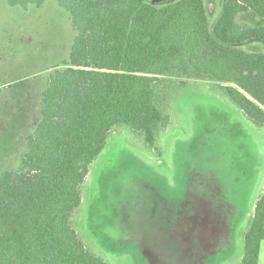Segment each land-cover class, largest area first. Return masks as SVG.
Masks as SVG:
<instances>
[{"label": "trees", "instance_id": "16d2710c", "mask_svg": "<svg viewBox=\"0 0 264 264\" xmlns=\"http://www.w3.org/2000/svg\"><path fill=\"white\" fill-rule=\"evenodd\" d=\"M55 1L76 36L66 68L48 80L19 167L0 176V264H107L72 226L80 188L116 126L160 156L156 141L170 123L159 104L165 77L208 80L264 127V0H220L212 24L205 0ZM6 2L27 9L45 0ZM248 15L259 23L241 20ZM242 241L239 264H257L264 193Z\"/></svg>", "mask_w": 264, "mask_h": 264}, {"label": "rangeland", "instance_id": "374dc122", "mask_svg": "<svg viewBox=\"0 0 264 264\" xmlns=\"http://www.w3.org/2000/svg\"><path fill=\"white\" fill-rule=\"evenodd\" d=\"M205 7L212 24L221 1ZM75 36L55 0L27 9L0 0V176L19 167L48 80L66 68ZM159 87L170 119L156 141L160 156L126 126L113 128L89 166L72 226L107 264H239L264 193V127L208 80L165 77ZM258 258L264 264V241Z\"/></svg>", "mask_w": 264, "mask_h": 264}, {"label": "crops", "instance_id": "0c3cea01", "mask_svg": "<svg viewBox=\"0 0 264 264\" xmlns=\"http://www.w3.org/2000/svg\"><path fill=\"white\" fill-rule=\"evenodd\" d=\"M45 92V91H44ZM44 94V93H43ZM221 197H222V200H224L225 202H226V199L224 198V196H223V194L221 195ZM255 203V202H254ZM225 205H229L227 202L225 203ZM253 208H254V205H253ZM252 212H253V209H252ZM253 214V213H252ZM252 214H251V217H250V220L252 219ZM251 223V221H248V226H249V224ZM247 226V227H248ZM259 259V258H258Z\"/></svg>", "mask_w": 264, "mask_h": 264}]
</instances>
